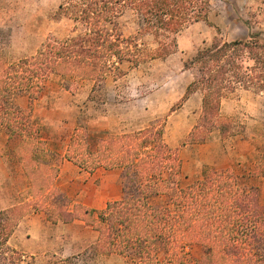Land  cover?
<instances>
[{
	"label": "trees",
	"instance_id": "trees-1",
	"mask_svg": "<svg viewBox=\"0 0 264 264\" xmlns=\"http://www.w3.org/2000/svg\"><path fill=\"white\" fill-rule=\"evenodd\" d=\"M211 8V0H67L60 9L75 21V31L82 29L79 34L48 41L16 63L0 59V124L10 137H19L14 150L30 181L33 204L53 222L83 219L93 225L99 231L97 255H134L140 264H264V203L260 188L245 182V175L206 167L201 178L183 185L182 159L165 142L162 126L111 134L93 145L86 127L78 125L65 157L89 172L123 169L127 182L122 196L104 209L73 204L54 186L57 168L49 163L43 128L34 120V104L50 75L96 85L109 76L118 79L126 75L125 65L137 68L172 55L177 35L208 21ZM127 11L138 26L130 33L120 23ZM263 34L216 37L185 64L196 73L183 100L202 94L200 123L186 142L207 141L213 127L223 136L233 132L232 121L221 115L225 98L240 89L264 94ZM25 205L15 206L9 217L0 212L5 241Z\"/></svg>",
	"mask_w": 264,
	"mask_h": 264
},
{
	"label": "rangeland",
	"instance_id": "rangeland-1",
	"mask_svg": "<svg viewBox=\"0 0 264 264\" xmlns=\"http://www.w3.org/2000/svg\"><path fill=\"white\" fill-rule=\"evenodd\" d=\"M66 1L0 0V59L6 60L7 64L16 63L36 55L48 41L79 34L82 29L75 31V21L60 9ZM211 2L208 21L196 22L184 28L177 35L176 51L167 58L137 68L125 65L126 75L118 79L109 76L97 85L90 79L57 74L49 76L42 97L34 104V120L42 126L44 138L56 141L53 148L47 142L49 163L57 168L54 186L73 204L84 201L88 207L102 208L106 197L99 199L93 193L96 190L114 191L118 195L115 199H118L127 182L125 171L120 168L100 167L89 172L73 162L62 165L64 160L60 150L66 146L68 148L71 135L78 125L86 127L93 138V145H97L98 139L111 134H130L150 126H162L165 142L177 149L182 159L183 185L201 178L206 167L232 169L245 175L242 178L245 182L260 188L264 203L263 93L240 89L223 100L221 115L232 121L233 132L228 136H223L218 127H213L207 141L186 142L200 123L202 94L197 91L183 100L186 88L196 73L194 68L188 69L185 64L216 37L234 40L247 38L251 33H264V0ZM120 23L125 33L133 32L138 27L130 11L122 16ZM145 40L151 42L152 38ZM20 103L27 105V99L21 98ZM45 121L50 125H44ZM18 140L17 136L10 137L6 127L0 124V147L11 149ZM37 160L43 162L41 157ZM104 179L108 183L105 188L102 184ZM20 201L18 206L26 204L19 211L21 218L43 209L33 204L30 186L20 193ZM41 206H45V203ZM10 214L6 215L9 217ZM21 218L14 223L17 225ZM3 234L4 231L0 229V264H15L21 255L6 245ZM200 252V248L194 249L195 255ZM93 256L94 250L88 255L68 258L64 264H94ZM135 258L134 255L127 256L128 263L140 264Z\"/></svg>",
	"mask_w": 264,
	"mask_h": 264
},
{
	"label": "crops",
	"instance_id": "crops-1",
	"mask_svg": "<svg viewBox=\"0 0 264 264\" xmlns=\"http://www.w3.org/2000/svg\"><path fill=\"white\" fill-rule=\"evenodd\" d=\"M43 124L50 125L46 121ZM3 129L1 126V130ZM45 139L52 148L55 146L56 141L52 138ZM18 142L19 140L8 150L0 147V212H11L21 202L20 193L30 186V181L15 154L14 148ZM66 152L67 146L64 150H60L64 160L62 165L71 163L65 157ZM102 184L105 188L108 184L106 179L102 180ZM96 195L99 199L105 197L107 199L105 205L97 209H104L109 200L118 197L117 192L105 190H96L93 196ZM82 203L85 204L84 201ZM98 240L99 231L83 219L53 222L44 211H34L19 220L6 240V245L14 253L21 255L15 264H64L66 259L80 254L88 255L92 250H94V264H130L127 256L120 254L97 255L95 246ZM120 258L123 260L121 261Z\"/></svg>",
	"mask_w": 264,
	"mask_h": 264
}]
</instances>
